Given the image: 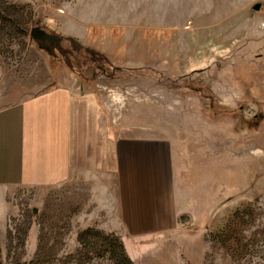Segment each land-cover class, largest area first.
Instances as JSON below:
<instances>
[{
	"label": "rangeland",
	"instance_id": "rangeland-1",
	"mask_svg": "<svg viewBox=\"0 0 264 264\" xmlns=\"http://www.w3.org/2000/svg\"><path fill=\"white\" fill-rule=\"evenodd\" d=\"M51 73L109 102L116 133L124 110L173 135L194 205L131 237L58 222L55 193L0 189V264H124L120 246L131 264H264V0H0V109Z\"/></svg>",
	"mask_w": 264,
	"mask_h": 264
},
{
	"label": "crops",
	"instance_id": "crops-1",
	"mask_svg": "<svg viewBox=\"0 0 264 264\" xmlns=\"http://www.w3.org/2000/svg\"><path fill=\"white\" fill-rule=\"evenodd\" d=\"M76 83L51 73L0 109V189L55 193L58 222L88 219L106 233L175 228L194 203L179 189L173 135L124 110L116 133L109 102Z\"/></svg>",
	"mask_w": 264,
	"mask_h": 264
},
{
	"label": "water",
	"instance_id": "water-1",
	"mask_svg": "<svg viewBox=\"0 0 264 264\" xmlns=\"http://www.w3.org/2000/svg\"><path fill=\"white\" fill-rule=\"evenodd\" d=\"M261 9V5H257L254 7V10L259 11ZM31 36L35 42H37L39 45L42 43H49V44H54V43H59L62 41V38L56 36V35H51L48 34L45 30L36 27L31 31ZM42 49L46 50L47 52H50V47L49 46H44Z\"/></svg>",
	"mask_w": 264,
	"mask_h": 264
},
{
	"label": "trees",
	"instance_id": "trees-1",
	"mask_svg": "<svg viewBox=\"0 0 264 264\" xmlns=\"http://www.w3.org/2000/svg\"><path fill=\"white\" fill-rule=\"evenodd\" d=\"M119 251L121 252V258L124 260V264H131V262L128 259H126L124 250L121 246L119 247Z\"/></svg>",
	"mask_w": 264,
	"mask_h": 264
}]
</instances>
